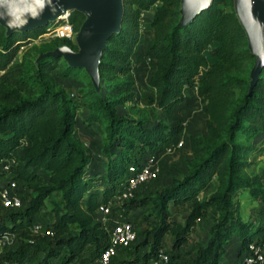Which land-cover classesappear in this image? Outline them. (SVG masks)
Instances as JSON below:
<instances>
[{"label": "trees", "instance_id": "trees-1", "mask_svg": "<svg viewBox=\"0 0 264 264\" xmlns=\"http://www.w3.org/2000/svg\"><path fill=\"white\" fill-rule=\"evenodd\" d=\"M120 1L123 12L119 31L107 39L98 67L104 96L94 94L82 70L65 65L60 72L62 77L82 79L84 89L77 94L80 101L87 102V122L103 123L99 156L104 164L105 183L100 192L89 190L91 179L85 177L91 157L83 151L86 144L75 138L78 103H72L62 91L52 90L42 71L26 75L23 63L12 62L17 48L28 38L46 31V27L6 35L0 26V162L11 163V178L20 181L26 190L23 209L0 217V233L7 229L9 221L18 220L16 226L24 229L19 238H27L25 228L46 199H50L48 225L53 231L51 236L31 242L30 245L43 246L45 250L37 261L27 253V245L0 254V259L25 258L32 264L55 260V264H63L78 258V264H93L107 240L100 223L94 221L98 206L116 193L128 176V166L137 165L145 151L146 155L158 153L178 138H183L191 155L185 175L171 179L170 184L149 195L132 196L122 204V216L129 222L128 212L133 208L148 207L152 211V225L138 244L148 247L139 264H147L162 248L161 238L166 234L172 238V249L184 245L195 222L208 211L215 213V217L205 244L196 247L190 264H219L233 235L238 236V255L258 235L257 230L264 232V224L252 227L242 220L232 201L241 189L253 200L264 203V189L238 173L246 164L243 156L264 151L248 143L257 134L264 135V66L249 89L253 56L235 16L233 0H212L207 9L182 27L178 26L180 0ZM143 13L149 14L148 51L154 60L147 87L156 94V108L171 113L182 103L184 92L194 91L203 104L205 135L184 138L180 124L146 125L142 119L116 114V107L132 100V82L127 77L126 81L111 83V73L117 70L125 75L130 71L127 60ZM83 20L80 13L69 12L67 22L72 33H77ZM57 40L61 46L74 49L68 39ZM46 60L50 69H55L59 61ZM3 176L0 169V177ZM212 178L215 189L207 197L197 198ZM53 193H58L60 199H52ZM169 202L173 206L190 202L183 223L168 219ZM88 245L93 250L88 257L81 258ZM172 249L169 253L176 259Z\"/></svg>", "mask_w": 264, "mask_h": 264}, {"label": "rangeland", "instance_id": "rangeland-1", "mask_svg": "<svg viewBox=\"0 0 264 264\" xmlns=\"http://www.w3.org/2000/svg\"><path fill=\"white\" fill-rule=\"evenodd\" d=\"M69 12L67 13L69 14ZM58 19H61V17H58L56 20ZM55 21L37 28L46 27V30H49L50 27L55 25ZM148 21V13H143L139 18L138 29L135 33V43L127 60L130 71L125 75L118 74L117 70H114L111 73L113 76L112 80H110L111 83L126 81L127 77H129V80L132 82V86L130 88L133 93L132 100L116 107L115 112L119 116L142 119L145 121L146 125H152L158 122L167 125L180 124L183 131L182 136L184 138L189 136L205 135L206 131L204 128V121L206 116L203 112V104L196 97L194 92H184L182 103L177 105L171 113H165L156 108V94L147 87V80L152 73L154 64L152 55L148 51ZM17 31V29L13 30V32ZM116 33L111 35H115ZM46 34V31H42L40 35L38 34L35 37L28 38L24 43L21 44L20 47L17 48L12 62L23 63V70L26 75H30L34 70L42 71L44 73V80L47 81L52 90H60L68 99L71 100L72 103H78L79 108L76 109L74 118L75 138L80 143L84 142L86 144V147L83 148V151L91 157L88 166V173L85 177L86 179H91V182L88 184L89 190L95 189L97 192H100L101 186H103L105 183L104 164L99 156V151L102 144L101 142L103 139V123L100 122L91 125L88 124L87 117L89 110L86 108L87 102L80 101L77 94L79 90L84 89L83 81L82 79L73 80L70 77H62L60 75V72L65 67V65L67 67L69 66L62 57L55 58L52 56L56 49L62 46L60 45V41L55 38H51ZM69 41L74 46V49L72 50L69 47H66L72 53H76L78 51L76 33H72ZM106 41L104 42V47L98 57L96 66V80H92L85 72L84 68L78 69L82 70L87 76L94 94L100 96H104L105 86L99 78L98 67L101 54L106 48ZM46 59L59 60L55 69L49 68L50 63ZM115 66L118 67L119 63H115ZM263 139V134H257L255 137L250 138L248 143L255 147V149L260 147L261 149H264V144H262ZM170 144L172 146L174 142L172 141ZM19 150L20 149H18V152ZM145 155L146 151L141 155L140 160H142ZM190 158L191 155L189 154L187 147L182 149H173L172 146L171 151L168 154H166L163 150H160L157 157L160 174L157 178L141 184L134 191L133 197L149 195L155 190L170 184L171 179H181L186 173V162L189 161ZM243 159L246 162L245 167L240 168L238 173L242 176L252 179V181L257 183L260 188L264 189V151H253L249 154H246V156H243ZM41 179L45 180L44 177H41ZM214 180L215 178L211 179L206 187L199 192L197 198L207 197L215 189L216 184ZM51 198L54 200H59L60 196L58 193H53ZM49 200L50 199H46L44 201L42 207L38 210L35 216L44 223H47L51 216ZM232 201L235 204L237 214L242 220L250 222L252 227L264 224V203L260 202L259 200H253L247 194L246 190H237L232 196ZM189 204L190 202H185L182 205L173 206L170 202L167 203L166 213L168 219L177 220L180 223H183L189 208ZM23 205H25V202ZM151 212L152 211L148 207L133 208L128 212V216L130 217V222L133 224L136 237L128 249L119 251L112 258L111 264H129L128 261H132L130 264L140 263L139 258L144 252L147 251L148 247L147 245L142 246L138 244L143 241L144 231L148 230L152 225L151 215H149ZM93 216L94 221L100 223L101 228L105 233V226L107 227L106 223H104V225L100 221V216L97 211H95ZM214 217L215 213L208 211L204 218L197 220L189 232L186 243L179 248H171L172 238L167 234L161 238V247L168 252H171L172 249V251L176 254L178 264H190V260L195 256L196 247L205 244L207 240V231ZM260 233L261 230H257L255 232V234ZM28 238V236L27 238L23 239L16 238L10 247L7 245H1L0 254H6L9 250L27 245V253L34 261H37L43 257V252H45V250L43 249V246L38 247L30 245L31 243L28 242ZM36 238L37 237H35L33 240H36ZM238 243V236L233 235V238L229 239L228 244L224 247V253L220 261L221 263L219 264H237V257L242 253L240 252V254L236 255ZM92 250L93 246H86L83 249L80 257H88ZM47 264L50 263L48 262Z\"/></svg>", "mask_w": 264, "mask_h": 264}, {"label": "water", "instance_id": "water-1", "mask_svg": "<svg viewBox=\"0 0 264 264\" xmlns=\"http://www.w3.org/2000/svg\"><path fill=\"white\" fill-rule=\"evenodd\" d=\"M212 0H180L178 26L187 24L194 15L207 9ZM75 6V7H74ZM235 16L246 37L247 49L253 56L249 71V89L264 66V0H233ZM65 8V9H64ZM75 11L84 16L76 33L78 51L62 46L52 54L62 57L71 68H84L96 80L98 57L104 42L118 32L122 17L120 0H0V26L6 35L23 32L52 23L60 13ZM66 10V11H65ZM13 20L26 21L9 26Z\"/></svg>", "mask_w": 264, "mask_h": 264}, {"label": "built area", "instance_id": "built-area-1", "mask_svg": "<svg viewBox=\"0 0 264 264\" xmlns=\"http://www.w3.org/2000/svg\"><path fill=\"white\" fill-rule=\"evenodd\" d=\"M68 13L60 15L61 19L55 21V25L46 30V35L55 39H70L72 30L67 22ZM173 149H182L185 147L183 138H178ZM172 146L162 149L166 154L171 151ZM159 153V152H158ZM158 153L148 154L137 165H129L127 168V178L117 187L116 193L104 204H100L97 213L100 221L105 226L106 244L100 250L93 264H109V261L121 250L129 247L135 240V232L132 224L122 216L123 202L133 196L134 191L141 185L158 177L160 169L158 166ZM11 163L0 162V169L4 176L0 177V217L8 212L22 210L26 190L20 181L11 178L9 166ZM18 220H11L0 233V246H11L12 242L19 238L24 231L23 228L16 226ZM105 225V224H104ZM25 231L29 236L28 242H32L35 237L51 236L52 229L48 222H41L34 217L26 226ZM0 264H32L25 258L21 259H0ZM55 264V260L50 261ZM63 264H78V258H74ZM89 264V263H86ZM147 264H178L177 259L171 257V254L163 248L150 257ZM237 264H264V232L253 237L237 257Z\"/></svg>", "mask_w": 264, "mask_h": 264}, {"label": "clouds", "instance_id": "clouds-1", "mask_svg": "<svg viewBox=\"0 0 264 264\" xmlns=\"http://www.w3.org/2000/svg\"><path fill=\"white\" fill-rule=\"evenodd\" d=\"M26 21H17V20H13L9 26H17L18 24H23Z\"/></svg>", "mask_w": 264, "mask_h": 264}, {"label": "bare ground", "instance_id": "bare-ground-1", "mask_svg": "<svg viewBox=\"0 0 264 264\" xmlns=\"http://www.w3.org/2000/svg\"><path fill=\"white\" fill-rule=\"evenodd\" d=\"M74 7H75V6H74ZM64 9H65V8H64ZM64 9H63V10L60 9V11H61L60 13H65V12H62V11H64ZM65 11H66V10H65ZM66 12H68V11H66ZM58 17H60V16H57V17L55 18V20H56ZM55 20H54V21H55Z\"/></svg>", "mask_w": 264, "mask_h": 264}, {"label": "crops", "instance_id": "crops-1", "mask_svg": "<svg viewBox=\"0 0 264 264\" xmlns=\"http://www.w3.org/2000/svg\"><path fill=\"white\" fill-rule=\"evenodd\" d=\"M192 92H194V91H192ZM232 238H233V236H232ZM232 238H230V239H232ZM221 263V262H220Z\"/></svg>", "mask_w": 264, "mask_h": 264}]
</instances>
